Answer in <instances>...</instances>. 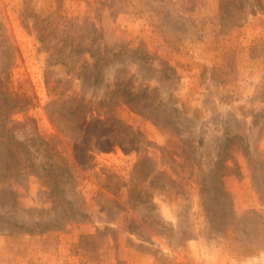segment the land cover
Segmentation results:
<instances>
[{
  "label": "rangeland",
  "instance_id": "1",
  "mask_svg": "<svg viewBox=\"0 0 264 264\" xmlns=\"http://www.w3.org/2000/svg\"><path fill=\"white\" fill-rule=\"evenodd\" d=\"M33 12L53 23L50 37L67 40L64 51L80 42L81 55L97 39L120 59L99 82L91 60L71 71L52 64ZM0 17L19 53L8 86L20 140L37 146L58 134L45 110L52 97L98 103L123 69L140 94L117 112L165 171L146 178L134 172L135 150L91 149L69 157L64 205L31 175L18 196L0 199V264H264V201L253 181L264 184V0H0ZM226 133L244 139L232 148L241 173L229 159L220 181ZM58 144L64 156L74 149L61 135Z\"/></svg>",
  "mask_w": 264,
  "mask_h": 264
},
{
  "label": "trees",
  "instance_id": "2",
  "mask_svg": "<svg viewBox=\"0 0 264 264\" xmlns=\"http://www.w3.org/2000/svg\"><path fill=\"white\" fill-rule=\"evenodd\" d=\"M154 9L162 12L158 7H150L149 10ZM32 16H34L37 37L46 50L50 51L49 60L52 64H63L71 71L79 62L84 65L91 60L94 81L99 82L103 70L112 61L121 57L118 51L110 52L107 48L102 51L101 46H93L92 42H96L97 39L84 43L81 55L75 54L80 47V42L69 43L70 51H64L63 45H68L67 40L61 44L60 41L50 37L54 32L53 23L46 22L34 12ZM154 27L157 33L165 37V30L160 28L158 23H154ZM18 54V49L0 17V199L18 196L19 189L26 185L29 177L37 175L46 179L54 203L61 205L70 203L67 199L66 186L74 181V174L69 157L74 156L76 159H81L86 151L97 147L120 146L125 150H135L138 153V159L134 172H140L146 178H156L165 174V171H157L154 167L153 157L149 154L151 142L132 124L122 119L117 112L120 103L124 102L133 106L131 104L136 102V97L140 94L135 91L136 87L132 80L125 78L126 72L123 69L118 72L115 89L98 103L76 95L52 97L45 105V110L58 134L50 137L38 136L37 146L20 140L13 130L14 120L10 109L15 106L16 101L12 100V93L8 86L10 71L18 60ZM130 82L131 85L127 87ZM60 135L73 142L74 149L68 153V156H64L58 150ZM236 140L244 144L241 136L225 134L222 155L215 163L214 171L220 181L224 175L222 167L229 159L234 160L235 167L232 170L237 174L241 173L232 152ZM245 154L248 159H251L248 151ZM253 181L264 201V184L259 181L255 173H253ZM159 188L164 189L165 185L161 184Z\"/></svg>",
  "mask_w": 264,
  "mask_h": 264
}]
</instances>
